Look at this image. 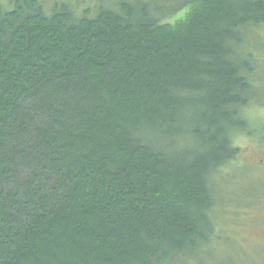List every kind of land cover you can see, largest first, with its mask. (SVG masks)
Instances as JSON below:
<instances>
[{"label": "trees", "instance_id": "obj_1", "mask_svg": "<svg viewBox=\"0 0 264 264\" xmlns=\"http://www.w3.org/2000/svg\"><path fill=\"white\" fill-rule=\"evenodd\" d=\"M8 3L0 264H191L228 242L239 210L213 215L218 187L239 166L234 140L264 132V0H184L172 20L124 0L92 15Z\"/></svg>", "mask_w": 264, "mask_h": 264}, {"label": "rangeland", "instance_id": "obj_2", "mask_svg": "<svg viewBox=\"0 0 264 264\" xmlns=\"http://www.w3.org/2000/svg\"><path fill=\"white\" fill-rule=\"evenodd\" d=\"M39 1L44 6L45 12L50 13L55 0ZM111 1L68 0L75 15H79L83 11L85 14L92 15L97 6L100 4L106 5ZM124 1L130 3L143 2L151 11L157 9L159 12L164 11V14H171V20L182 16L187 9V5L181 6L184 0ZM8 4V0H0L1 7L6 9L9 7ZM253 44L257 56L255 95L259 100V105L258 110H256L258 111L259 120L264 121V29L260 30L258 39H253ZM262 125L261 130L264 131V123ZM256 140L264 142V132L257 136ZM256 140L246 135L238 136L234 143L239 148L237 157L239 166L237 165L236 169L233 168L229 172L227 171L228 175L223 182L226 183L224 187L221 185L218 187L219 182L217 179L214 181L215 184L217 183L216 187L219 190L221 204L217 203L213 215L217 216L220 209L225 213L233 208L239 210L238 213L232 211L226 213L229 218L225 223L227 226L226 233L229 234L230 240L203 250L200 260L191 264H264V173L260 169L253 170L254 163L261 158ZM246 195L257 196L258 198H252L254 201V204H252L249 201L250 198L247 199ZM244 210L248 212L246 213ZM226 215L223 218H226Z\"/></svg>", "mask_w": 264, "mask_h": 264}, {"label": "flooded vegetation", "instance_id": "obj_3", "mask_svg": "<svg viewBox=\"0 0 264 264\" xmlns=\"http://www.w3.org/2000/svg\"><path fill=\"white\" fill-rule=\"evenodd\" d=\"M256 140V138H254ZM256 144H257V149L258 151L261 153V158L259 159V161H257L256 163H254V167H253V170L255 169H260L261 172L264 173V142H259V140H256ZM247 163V162H246ZM249 164V163H248ZM251 164V163H250ZM257 167V168H255ZM262 176V175H261ZM252 197V196H251Z\"/></svg>", "mask_w": 264, "mask_h": 264}]
</instances>
